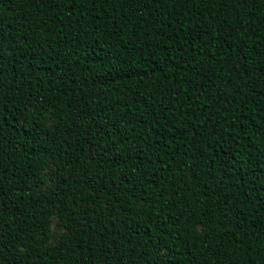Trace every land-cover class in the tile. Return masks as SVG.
<instances>
[{
	"label": "trees",
	"instance_id": "1",
	"mask_svg": "<svg viewBox=\"0 0 264 264\" xmlns=\"http://www.w3.org/2000/svg\"><path fill=\"white\" fill-rule=\"evenodd\" d=\"M0 264H264V0H0Z\"/></svg>",
	"mask_w": 264,
	"mask_h": 264
}]
</instances>
